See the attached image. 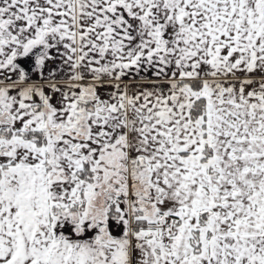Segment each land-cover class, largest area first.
I'll return each mask as SVG.
<instances>
[{
	"label": "snow or ice",
	"instance_id": "obj_1",
	"mask_svg": "<svg viewBox=\"0 0 264 264\" xmlns=\"http://www.w3.org/2000/svg\"><path fill=\"white\" fill-rule=\"evenodd\" d=\"M0 264H264V0H0Z\"/></svg>",
	"mask_w": 264,
	"mask_h": 264
}]
</instances>
